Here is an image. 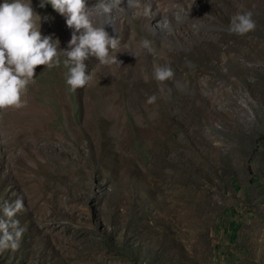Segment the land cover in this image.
I'll return each instance as SVG.
<instances>
[{"label":"rangeland","instance_id":"1","mask_svg":"<svg viewBox=\"0 0 264 264\" xmlns=\"http://www.w3.org/2000/svg\"><path fill=\"white\" fill-rule=\"evenodd\" d=\"M91 3L0 0V264H264V0Z\"/></svg>","mask_w":264,"mask_h":264},{"label":"bare ground","instance_id":"2","mask_svg":"<svg viewBox=\"0 0 264 264\" xmlns=\"http://www.w3.org/2000/svg\"><path fill=\"white\" fill-rule=\"evenodd\" d=\"M90 2H94L93 5H87L88 9H84L83 6L80 7L82 11L88 12L86 14L88 17L93 18L98 21L99 24L103 26V28L110 30L115 27V16L114 11L115 8H121L120 3L127 4V0H89ZM129 1V0H128ZM120 2L119 4H117ZM116 4V5H115Z\"/></svg>","mask_w":264,"mask_h":264}]
</instances>
